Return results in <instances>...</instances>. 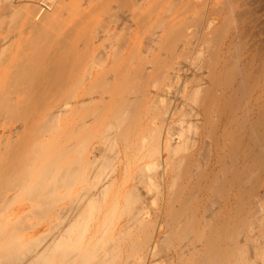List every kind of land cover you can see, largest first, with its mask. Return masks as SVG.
<instances>
[{
  "label": "bare ground",
  "instance_id": "obj_1",
  "mask_svg": "<svg viewBox=\"0 0 264 264\" xmlns=\"http://www.w3.org/2000/svg\"><path fill=\"white\" fill-rule=\"evenodd\" d=\"M7 23L0 264H264V0H0Z\"/></svg>",
  "mask_w": 264,
  "mask_h": 264
},
{
  "label": "rangeland",
  "instance_id": "obj_2",
  "mask_svg": "<svg viewBox=\"0 0 264 264\" xmlns=\"http://www.w3.org/2000/svg\"><path fill=\"white\" fill-rule=\"evenodd\" d=\"M120 13V12H119ZM121 13H131V11H121ZM22 23H20V24H18L20 27L22 26L21 25ZM10 26V24L9 23H7L4 27H2V29H0V32L2 31H4V34L3 35H6L7 34V28ZM100 30V28H97V27H95L94 28V31H99ZM3 35H0V37H3ZM95 35V33H93V36ZM88 83V82H87ZM86 83V84H87ZM81 88L82 87H79L78 88V90H81ZM68 93V96H69V93L70 92H67ZM165 94V98H162V101H161V104L163 105V104H168V96H170L171 94H167V93H164ZM103 95V92H102V89H99V88H97V89H95L94 90V92H93V94H92V96H91V98L93 99V98H96V99H98L99 97H101ZM70 96H72V95H70ZM69 96V97H70ZM69 97H67V98H69ZM66 99V98H65ZM66 100H68V99H66ZM68 101H70V103H72V101H73V97H71L70 98V100H68ZM78 115V114H77ZM82 115H85V112L83 111V110H81V112H80V114H79V117L80 116H82ZM2 117H0V123H2V119H1ZM69 120L68 121V126H71L72 127V122H73V116H72V113H70V114H68V117H66V120ZM78 119V117H75L74 118V123L76 122V120ZM65 119H64V122L66 121ZM4 123H6V121H4ZM11 123V125L12 126H14V125H16L15 124V122L14 121H12V122H10ZM76 124H77V122H76ZM75 124V125H76ZM67 126V125H66ZM71 127H68L67 128V130H65V132L63 133V135H62V137H61V143L63 144V142H64V144L63 145H66V143H65V141L67 142V143H70V142H72V139H71V137L70 136H66V137H64L65 136V134L67 133V132H69V129H71ZM75 127V126H74ZM74 127L72 128V130L74 129ZM67 139H68V141H67ZM75 139H73V141H74ZM94 140V139H93ZM97 142V140L95 141L94 140V143H96ZM75 144L77 145V147H80V146H83V145H86L85 143H83V142H81L80 141V139H78V141H76L75 140ZM88 146V145H87ZM71 157H77V155H71ZM100 162H102V163H100V164H102L103 165V167L105 166L104 164V162L103 161H100ZM103 167H101V168H103ZM85 187V184H76V185H74V187H72V188H70V189H63V190H61L59 193H58V197L60 198V200L57 202V203H55L54 205H53V207L54 208H50L49 209V211L47 212V214H46V216H42V215H29L28 217H25V219L23 220V225L24 226H22L23 228L22 229H20L21 231L17 234V236H18V238H19V240H18V246H22L21 245V243H27L28 244V242H31L32 240H36V239H38L37 240V242L36 243H32L33 244V247H37V244H39V242H40V240H41V236H43V235H45L46 233L45 232H47L50 228V224L51 223H53L52 221H53V212L55 211V209L60 205V206H62V205H70V203H71V201H72V199H73V197H74V195H75V193H78L79 192V190H82L83 188ZM70 191V192H69ZM60 195V196H59ZM62 197H64L63 199H61ZM26 204H27V202H25ZM21 206H20V204H19V202H18V204H17V202L16 203H14V204H8V205H5L3 208H2V210H1V214H0V217H2V220L0 219V221H2V222H4V223H8L9 224V222H11V221H14V218H13V214L20 208ZM10 220H9V219ZM12 218V219H11ZM6 220V221H5ZM91 222H93V221H91ZM91 222H89L88 223V227H87V231L89 232H87L86 231V233L84 234V236L87 238V241H88V238L89 237H91L92 235V232H93V230H92V228L94 229V226H92V224L94 225V222L91 224ZM90 229H91V231L92 232H90ZM43 233H45V234H43ZM88 233V234H87ZM91 233V234H90ZM43 234V235H42ZM41 235V236H40ZM87 235V236H86ZM102 246H103V244H102ZM103 249V248H102ZM0 256H2V255H0ZM163 259L164 258H159V259H157V261H156V264L158 263V264H165V262L163 261ZM161 260V261H160ZM259 261H261V258L260 257H258V258H256V262H259Z\"/></svg>",
  "mask_w": 264,
  "mask_h": 264
}]
</instances>
